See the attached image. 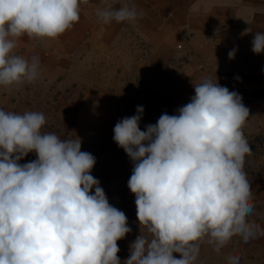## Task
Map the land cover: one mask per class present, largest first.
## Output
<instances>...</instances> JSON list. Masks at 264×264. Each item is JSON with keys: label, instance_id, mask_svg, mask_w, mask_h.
<instances>
[{"label": "clouds", "instance_id": "9594fccd", "mask_svg": "<svg viewBox=\"0 0 264 264\" xmlns=\"http://www.w3.org/2000/svg\"><path fill=\"white\" fill-rule=\"evenodd\" d=\"M86 2L0 0V86L38 80L40 58L17 55L19 38H58L79 22ZM199 10L194 3L191 11ZM96 16L102 24L133 23L143 12L109 4ZM251 50L264 52V32L255 33ZM194 91L177 114L163 113L146 130L142 106L114 126L113 140L133 164L127 186L141 228L123 264H196L203 242L218 253L234 236L248 242L261 232L248 219L255 210L243 132L250 110L217 80ZM45 125L42 112L0 109V264H121L117 241L132 229L91 175L96 158L79 137L62 139ZM33 152L35 160L19 163ZM240 261L226 257V264Z\"/></svg>", "mask_w": 264, "mask_h": 264}, {"label": "rangeland", "instance_id": "374dc122", "mask_svg": "<svg viewBox=\"0 0 264 264\" xmlns=\"http://www.w3.org/2000/svg\"><path fill=\"white\" fill-rule=\"evenodd\" d=\"M194 3L201 10L191 11ZM109 4H135L143 16L102 24L96 11ZM257 31L264 32V0H87L79 22L58 38H19L15 53L39 57L41 75L32 84L0 86V109L42 112L43 131L79 137L81 150L96 158L91 175L132 229L117 241L121 264L141 228L127 186L133 164L114 142V126L136 115L137 106L144 108L142 131L163 113L177 114L195 95L194 84L206 78L238 92L250 110L243 132L251 148L245 171L255 210L248 219L261 232L248 242L234 236L218 253L203 242L196 264H226L230 254L239 255L240 264H264V52L251 50ZM36 158L29 153L19 163Z\"/></svg>", "mask_w": 264, "mask_h": 264}]
</instances>
